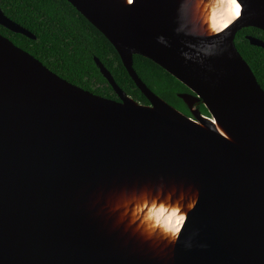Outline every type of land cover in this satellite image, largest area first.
I'll use <instances>...</instances> for the list:
<instances>
[{
	"label": "water",
	"instance_id": "water-1",
	"mask_svg": "<svg viewBox=\"0 0 264 264\" xmlns=\"http://www.w3.org/2000/svg\"><path fill=\"white\" fill-rule=\"evenodd\" d=\"M68 1L150 104L99 58L119 99L0 33V264H264V88L236 45L243 28L264 30V0H238L242 15L217 32L206 23L213 0ZM0 25L37 38L1 8ZM136 54L194 92L179 94L192 117L142 80ZM147 203L180 209L181 229L147 223Z\"/></svg>",
	"mask_w": 264,
	"mask_h": 264
},
{
	"label": "trees",
	"instance_id": "trees-1",
	"mask_svg": "<svg viewBox=\"0 0 264 264\" xmlns=\"http://www.w3.org/2000/svg\"><path fill=\"white\" fill-rule=\"evenodd\" d=\"M5 14L34 33L33 39L0 25V33L31 53L68 81L104 97L119 99L113 85L96 62L99 58L119 86L143 104H150L125 67L112 42L68 0H0ZM247 35L264 40V30L243 28L236 45L264 88V48L253 45ZM134 67L142 80L170 104L189 113L179 96L187 86L153 60L136 54ZM204 113L210 115L202 104Z\"/></svg>",
	"mask_w": 264,
	"mask_h": 264
},
{
	"label": "bare ground",
	"instance_id": "bare-ground-1",
	"mask_svg": "<svg viewBox=\"0 0 264 264\" xmlns=\"http://www.w3.org/2000/svg\"><path fill=\"white\" fill-rule=\"evenodd\" d=\"M237 2L240 3L238 0ZM234 10L235 5L231 3V0H213L208 8V18H206L209 30L217 32L230 28L240 18L232 19ZM138 210L144 214L147 223L167 235H175L184 224V213L177 207L166 206L165 203L141 204L138 206Z\"/></svg>",
	"mask_w": 264,
	"mask_h": 264
},
{
	"label": "flooded vegetation",
	"instance_id": "flooded-vegetation-1",
	"mask_svg": "<svg viewBox=\"0 0 264 264\" xmlns=\"http://www.w3.org/2000/svg\"><path fill=\"white\" fill-rule=\"evenodd\" d=\"M247 36H249V35H247ZM187 88H188V90L183 91V92H181V93H192V94H194V92H193L188 86H187ZM181 93H180V94H181ZM202 104L205 105L204 102H203L202 100L197 101V102L195 103V108L200 109L201 112H202V114H205L204 111L202 110ZM186 105H187V104H186ZM187 107H188V105H187ZM176 108H177V107H176ZM178 109H179V108H178ZM188 109H189V113H187L185 110H182V109H179V110H181L182 112H184V113L187 114L188 116L192 117L193 114H192V112H191V110H190L189 107H188Z\"/></svg>",
	"mask_w": 264,
	"mask_h": 264
},
{
	"label": "snow or ice",
	"instance_id": "snow-or-ice-1",
	"mask_svg": "<svg viewBox=\"0 0 264 264\" xmlns=\"http://www.w3.org/2000/svg\"><path fill=\"white\" fill-rule=\"evenodd\" d=\"M131 2H132V0H129V3H131ZM231 3L235 5V10H234V14L232 16V19L240 17L242 15L241 4L238 3L237 0H231Z\"/></svg>",
	"mask_w": 264,
	"mask_h": 264
},
{
	"label": "rangeland",
	"instance_id": "rangeland-1",
	"mask_svg": "<svg viewBox=\"0 0 264 264\" xmlns=\"http://www.w3.org/2000/svg\"><path fill=\"white\" fill-rule=\"evenodd\" d=\"M158 95H159V94H158ZM173 106H174V105H173ZM174 107H176V106H174ZM204 112H206V111H204ZM206 113H207V112H206ZM206 113H205L204 115H208V114H206Z\"/></svg>",
	"mask_w": 264,
	"mask_h": 264
}]
</instances>
